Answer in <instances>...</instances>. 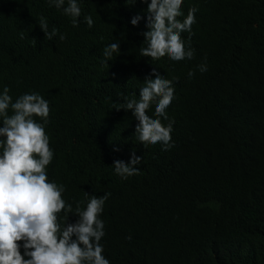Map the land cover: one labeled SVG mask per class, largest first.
<instances>
[{
  "label": "trees",
  "instance_id": "16d2710c",
  "mask_svg": "<svg viewBox=\"0 0 264 264\" xmlns=\"http://www.w3.org/2000/svg\"><path fill=\"white\" fill-rule=\"evenodd\" d=\"M150 2L77 0L73 26L49 0H0V93L49 102L48 179L65 187L67 223L79 219L77 205L107 195L99 218L109 264H264V0H183L178 20L197 11L181 33L194 57L181 61L141 55ZM41 16L58 30L51 40ZM117 42L107 67L103 49ZM153 70L174 88L168 119L159 118L172 123L168 150L140 142L138 121L122 109L139 101ZM133 151L139 171L122 179L114 161L130 162Z\"/></svg>",
  "mask_w": 264,
  "mask_h": 264
},
{
  "label": "clouds",
  "instance_id": "9594fccd",
  "mask_svg": "<svg viewBox=\"0 0 264 264\" xmlns=\"http://www.w3.org/2000/svg\"><path fill=\"white\" fill-rule=\"evenodd\" d=\"M135 2L132 0L131 4ZM182 3L183 0H151L148 4V31L143 33L147 47L141 48L143 57L159 60L167 55L173 61L193 59L194 50L185 48L181 33L191 31L197 9H190L181 22L177 17L183 15ZM49 5L63 9L66 16L72 17L73 26H78L81 8L77 0H67V7L65 0H49ZM140 19V16L134 17L131 24L137 26ZM84 22L89 28L94 25L90 15L84 17ZM39 27L49 40L58 34L55 27L49 31L43 16L39 19ZM59 38L63 41L66 36L60 34ZM116 52H119L118 42L103 49V63L107 67ZM199 69L205 72L207 66L200 65ZM193 75L189 72V77ZM144 83L139 101L128 100L122 109L131 111L138 121L135 135L140 142H160L164 145L163 150H168L173 146L170 143L172 123L165 127L159 118L168 119L166 109L174 98L172 82L153 70ZM153 103L156 104L155 119L147 115ZM49 113V102L40 94L26 93L13 102L7 87L0 93L3 125L0 127V138H3L0 139V264H109L102 255L100 241L105 232L104 222L99 218L107 195H92L86 210L81 211L77 205L74 215L79 219L74 224L67 223L73 209L63 199L65 187L48 179L47 167L54 156L45 131ZM36 117L43 122H37ZM141 161L142 157L133 151L130 162L116 160L113 167L117 175L127 179L137 174L136 166ZM61 212L66 219L63 225L60 223ZM20 242H23V255Z\"/></svg>",
  "mask_w": 264,
  "mask_h": 264
}]
</instances>
